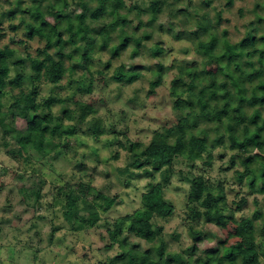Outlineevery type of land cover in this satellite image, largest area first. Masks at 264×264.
Segmentation results:
<instances>
[{
	"label": "trees",
	"instance_id": "obj_1",
	"mask_svg": "<svg viewBox=\"0 0 264 264\" xmlns=\"http://www.w3.org/2000/svg\"><path fill=\"white\" fill-rule=\"evenodd\" d=\"M61 1L31 0L29 6L23 9L24 15H28L26 39L35 37L44 42L41 48L36 49L34 56L28 53L24 58L18 56L8 45L0 48V144L8 148L7 155L16 159L13 167L18 168V163L22 161H30L28 157H31V151L41 155H45V152L64 151L63 139L68 133L85 135L88 132L97 139L104 129L96 116V109L82 100L74 99L79 93L91 91V62L86 61V58L91 56L94 44L106 47L111 40L110 30L117 28V42L109 47V53L117 57L132 42L131 56L135 57L139 54L142 41L154 36L157 41H161L157 34L163 28L159 27L157 31L143 28L139 36H132L127 31L129 26L132 25L133 30L141 27L140 13L147 10L148 19L144 26L153 27L162 9L165 6L173 7L175 11H170L173 17L180 13L184 22L193 19V25L186 34L194 51L201 56V66L197 67L192 62L176 67L169 92L174 99L173 108L179 111L176 123L163 132L154 131L141 154L132 151L133 143L128 138L127 145L118 142L121 147L130 150L126 166L117 169L118 179L122 184L127 186L129 181L141 175L152 178L154 172H160L163 176L162 181L154 182L152 179L147 183L148 187L141 194L138 208L117 219L127 224L125 230L119 231L122 237L107 232L110 243H117L119 253L99 260L98 264H261V256L264 261V226L256 237L251 218L240 217L234 220L232 236L236 237L235 242L227 245L225 238L220 237L212 244L209 242L211 235L204 230L205 224L218 230L225 228L234 218L235 211H240L246 203L243 196L234 203L235 209H231L225 201L221 183L215 185L203 180L200 195L187 197L185 212L183 211V223L191 238L187 247L178 251L169 249L162 221L166 222L177 215L175 206L164 197L174 160L183 157L191 164L201 161L210 169L213 165L211 153L219 146L235 150L231 156V165H234L235 156L238 157L242 170L235 174L239 181L246 182L250 190L248 195L264 193V0H255L252 10L254 18L244 20L247 40L243 44L230 41L226 30L216 31L217 25L214 23H219L220 11L216 13L217 21L213 23L206 13L189 11L188 5L176 9L174 4L178 0L172 3L167 0H146L145 8L139 6L138 0H129L128 5L125 0H69L65 1L66 9L61 7ZM204 1L207 5L210 4L209 1ZM21 2L22 0H15L14 7L2 11L1 17L13 19ZM232 3L233 0L226 1L227 5ZM78 9L87 14L86 22L91 19L96 23L87 25L85 21H75L67 30L66 37H63L62 19ZM106 16L113 17L112 23L105 24ZM21 21L25 22V18L22 17ZM8 27L13 31L17 28L11 23ZM174 30L169 23L165 31L175 39L183 37L181 35L185 30ZM3 35L0 33V37ZM10 39L17 44H25V41L13 36ZM75 50L81 53L79 60L74 57ZM63 56L71 62V69L81 65L82 70L90 75L88 80L81 77L74 81L76 85L71 92L74 107L66 105L64 99L53 95L39 103V86H55L60 82L65 71ZM3 59L7 65L20 67L22 71L9 77ZM107 64L108 61L105 62ZM27 68L30 71V92L25 94L23 84L27 75L24 70ZM124 70L125 64L122 63L116 67L110 79L122 81ZM254 70L260 72L248 79V73ZM96 73L101 74V71L97 70ZM163 76L161 70L152 71L148 95L155 93ZM15 88L18 89L17 95L26 104L23 113L18 115H14L17 100L6 111L2 109L3 96ZM54 101L60 102V107L57 112L52 113ZM87 117L91 118L87 120ZM19 119L24 121L23 128L16 126ZM85 121L86 131L79 125ZM200 123L207 126L200 127ZM210 132L213 135L208 143ZM24 157L27 160H18ZM77 162V166H82L80 161ZM139 169L138 173L135 172ZM38 173L34 169L30 173L18 169L13 179V184L19 185L18 190L24 196L26 205L32 208L41 199L42 185L29 193L36 184ZM187 174L185 177L189 179L190 172ZM72 187L79 193L80 201L85 207H90L72 206L69 199L62 204L63 216L72 231L97 228L100 216L96 208L107 212L119 198L118 194L108 196L91 188L83 179ZM60 192H66L64 195L69 198V190L60 189ZM254 216L259 217L260 212L255 210ZM54 230L55 228L52 232ZM171 236L176 239L179 237L175 232ZM141 252L145 254L142 263L138 261Z\"/></svg>",
	"mask_w": 264,
	"mask_h": 264
},
{
	"label": "rangeland",
	"instance_id": "obj_2",
	"mask_svg": "<svg viewBox=\"0 0 264 264\" xmlns=\"http://www.w3.org/2000/svg\"><path fill=\"white\" fill-rule=\"evenodd\" d=\"M65 1L62 0L61 7L66 9ZM168 3L174 0H167ZM174 4L175 8L188 5L189 11L197 10L199 13H206L214 23L217 21L216 13L220 11L221 19L214 25L217 32L226 30L227 38L238 44L246 43L244 20L254 18L253 7L255 0H233L231 5H227V0H178ZM263 1V0H259ZM139 6L145 8L146 0H138ZM15 0H0V48L8 45L15 50L16 55L23 58L28 53L32 56L36 54V49L44 45L43 40L32 38L26 39V22L28 15H24V10L29 6L31 0H22L21 7L16 12L13 19L1 17V12L14 7ZM128 5L129 0H125ZM173 7H164L155 25L145 27L148 19L147 10L140 13L142 26L133 30L130 25L127 29L132 36H139L143 28L157 31V37L142 41L139 47V54L131 56L133 43L121 52L117 57L111 56L109 47L117 42V28L110 30L111 40L106 47H98L94 44V50L86 61L91 62L89 70L92 75L91 91L77 94L74 99L82 100L96 109V116L104 129L103 133L94 139L87 132L85 135L69 134L63 139L65 150L60 153L51 151L49 153H36L31 151L30 161L18 163V168L13 167L16 159L11 158L6 153L5 147L0 144V264H98L99 260H105L110 256L119 253L117 243H110L108 233L121 238L120 229L125 230L127 224L117 220L127 214H131L140 206L141 194L147 189V183L152 181H162L163 174L154 172L153 177L144 175L134 178L125 186L118 179L117 169H121L127 164L130 150L121 147L127 145L126 138L133 143L132 151L141 154L149 143L154 131L163 132L165 128L176 123L178 110L173 108L174 99L170 96V84L176 75V67L194 62L195 66H201V56L194 51V46L188 41V28L193 25V19L184 22L182 14H170L175 11ZM242 10V13L240 12ZM261 13L262 10H260ZM22 17L25 22H22ZM87 14L81 10H76L69 17L63 18L62 32L66 37L67 30L75 21L84 22ZM52 20L50 19V22ZM113 17L106 16V25L112 23ZM14 24L17 28L11 30L9 24ZM85 23L95 24V20L88 19ZM171 24L174 31L185 32L180 39H175L165 30ZM132 27V28H131ZM164 30V31H163ZM25 41L24 45L11 41L10 37ZM206 37V36H204ZM204 39V38H203ZM159 42V43H158ZM53 52V50L51 51ZM76 59L81 58L78 50L74 51ZM4 60V59H3ZM65 71L60 82L53 86L41 84L38 88L37 101L40 103L48 96H55L65 100L66 105L74 107L71 92L76 83L74 81L84 77L89 78L88 72L82 70L81 65H76L71 69V62L63 56ZM109 64L105 65V62ZM7 74L12 77L17 72L22 71L20 67L7 65ZM125 64L124 79L114 81L110 79L116 67ZM97 70L101 74L96 73ZM163 71V80L160 86L155 89V93L148 95L149 79L152 71ZM26 79L24 81V91L28 94L30 87V71L25 69ZM260 70L248 73V79L257 76ZM18 89L9 91L3 96L2 109L7 110L9 105L17 100V109L14 115L23 113L26 104L18 95ZM60 102H53L52 113L57 112ZM91 117H87L89 120ZM68 122V121H66ZM82 130H87V122L79 124ZM16 126L23 128L24 121L17 120ZM207 126L200 123V127ZM213 134L209 133L208 143ZM119 142V143H118ZM1 143V142H0ZM225 143H227L225 139ZM227 145V144H226ZM235 150L228 147L219 146L211 153L213 165L210 169L198 161L195 164L188 162V159L180 157L173 162V171L166 183L164 197L175 206L177 215L168 221H162L164 234L169 244V249L178 251L187 247L191 238L186 233L184 226V212L186 199L189 196H199L201 193V181L207 180L210 184L221 183L225 192V201L231 209H235V202L241 197L246 198V203L240 211H235L234 218L229 221L225 228L220 230L205 224L204 230L211 235L210 243H214L217 237L225 238L226 244L236 241L232 236L235 225L234 220L240 217H248L253 221L256 230V237L260 233V228L264 226V193H254L248 195L250 190L246 182L239 181L235 174L242 170L238 157L235 156L234 165H231V158ZM116 155V156H114ZM15 160V161H14ZM18 160H27L26 157ZM82 166H77L78 162ZM26 170L30 173L33 169L37 175L36 184L33 185L29 193H33L42 185L41 199L35 208L27 206L24 196L18 190L19 185L13 184L16 171ZM136 170V169H135ZM139 170L135 171L138 173ZM190 172L189 179L187 172ZM83 179L91 188L102 192L108 196L118 194L114 207L107 212L97 209L100 219L97 228H87L79 231H72L63 216L62 204L67 201L72 206L84 208L85 204L80 201V195L72 187ZM69 187L71 189H69ZM60 189L69 190V198L65 197ZM87 201H92L87 199ZM69 204V205H70ZM90 208V207H85ZM260 212L259 217L254 216V211ZM184 211V212H183ZM55 230L52 232V229ZM175 232L178 239L171 236ZM145 254L138 255V261L143 262ZM261 264H264L261 256Z\"/></svg>",
	"mask_w": 264,
	"mask_h": 264
}]
</instances>
